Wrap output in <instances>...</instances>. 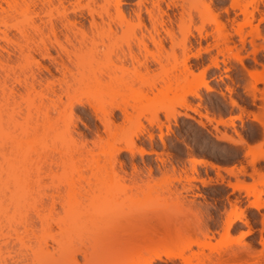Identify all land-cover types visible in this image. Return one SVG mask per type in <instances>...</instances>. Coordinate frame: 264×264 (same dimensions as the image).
<instances>
[{
  "label": "rangeland",
  "instance_id": "obj_1",
  "mask_svg": "<svg viewBox=\"0 0 264 264\" xmlns=\"http://www.w3.org/2000/svg\"><path fill=\"white\" fill-rule=\"evenodd\" d=\"M118 1L70 12L75 76L10 58L33 14L0 19V264H264V0ZM147 29L164 47L123 69Z\"/></svg>",
  "mask_w": 264,
  "mask_h": 264
},
{
  "label": "bare ground",
  "instance_id": "obj_2",
  "mask_svg": "<svg viewBox=\"0 0 264 264\" xmlns=\"http://www.w3.org/2000/svg\"><path fill=\"white\" fill-rule=\"evenodd\" d=\"M3 1H5L4 3L6 4V7L2 6L0 3V19H4V18L10 17V16H14L16 14H22V15H28L30 13L33 14L31 16V19L29 18L31 20L30 21L31 22L30 23V26H31L30 29L20 30L22 43H19V45H18L17 51H18L19 55H17L14 52L12 54L9 53L8 56L10 58L12 55L18 56L17 58H19V57H26L27 58V57L33 56V53L34 54L37 53L42 58L49 59L53 64H55L56 69L58 71H60L61 73H63V72L64 73L67 72L68 74L73 73V71H72L73 69L62 59H63V56H67V58H69V60H70L71 56L75 55L77 53L76 42L82 44L83 38L86 37L87 32L83 29V26L80 27L77 25L76 21H70L69 20V17L71 14H74L75 17H77L79 15L78 11H79V9L81 10V8H80L81 5H79L81 0H3ZM89 1L94 2V0H89ZM1 2H2V0H1ZM66 2L71 4L70 8L65 4ZM120 3H121V1L119 0L117 3L118 15L121 16L124 20H126L125 13L121 9ZM139 4L143 5V0H140ZM157 6H159V5H157ZM87 8H89L88 5H87ZM89 9H90V11H88V15L90 14V16H91V23H90L89 30L92 32H95V31L99 30L100 27H105V25H106L105 22H103L105 24H103V23L100 24L95 20V10L93 8H89ZM81 11H83V9ZM160 11H162V10L160 9ZM160 11H159V14H161L163 12L162 11L160 13ZM245 11H247V8L245 9ZM245 11H243L244 14H245ZM70 12H71V14H70ZM147 12L150 14L151 19L153 21L152 29L157 34H159L160 32H159V28L157 27V25H159L161 23L156 21L157 23H159V24H157L155 22L156 18L154 17L152 10L148 9ZM55 13L58 14V17L60 20L65 19V21H61L62 22L61 27H58L56 25V23L54 22ZM136 14H137L136 16H137L138 21H139L138 22L139 27L141 29H142V27H146L144 22L142 21L141 13L137 12ZM43 15L46 16L48 18V20L43 22V25L36 24L34 18L41 19ZM81 15H83V13ZM65 22H67V23H65ZM107 25L111 28V25H109V23ZM147 31H148L149 35L142 33L141 36L138 38L137 43L135 44L138 48V52H136L134 50L133 46L130 45L128 47L127 51H124L122 56H119V60L122 61V63H123V69L129 70V67H127L128 63H130V65H132V68H134V69H138L141 66H144L146 69H149V64L147 63V61H148L147 54L150 52V49H149L148 42L145 40L146 38H148L156 47H159V48L164 47L162 38L156 39L154 34H152L151 30L147 29ZM169 32L170 31L167 29V33L171 37L172 34H170ZM61 36H64V41L61 40ZM0 39L4 40L7 43H14V41L9 37V35L6 31H3V34L0 35ZM52 50H55L57 52V55H58L57 57L52 55ZM142 54H144V55L146 54V56H147L146 60L141 61L140 55H142ZM150 55H151V52H150ZM234 56H236L235 58L240 60V56H238V54H236ZM58 58H61L60 61L58 60ZM46 69L48 71H51L50 68H48V67H46ZM185 69H184L185 72L187 71L186 73L192 74V70L190 69L189 65L186 66ZM69 72H71V73H69ZM73 75H74V73L71 74V76H73ZM252 76L256 82L263 80V77H260L258 74H252ZM110 79H112V78H110ZM62 81H64V80H62ZM65 84H66V82H65ZM194 94H196V93H194ZM79 103H81V102H79ZM122 112H123V115H126L125 109H122ZM103 119H104L103 122H105L106 125H110L111 122H110L109 118H108L109 120L106 117H103ZM254 119H256L261 124H263L261 120L257 119V117H255ZM219 122H221V121H219ZM100 137L101 136L98 135L97 139H95L93 141L94 145L96 143H98V141H100ZM133 145H134V140L131 139L130 143H127V145L125 146V149L129 150L131 154H133L135 152L133 149ZM249 148H252V147L249 146ZM119 150H121V149H119ZM139 151H140L139 153H141V154H144L146 152L144 149H140ZM195 162H197V161H195ZM233 188L234 189H240L241 187L238 185H235V186L233 185ZM234 221H235V218H233L231 216L228 219V223H227L228 226H231ZM161 254L157 253L155 255V257L148 259L143 264H154V262L156 260H162L163 259L162 255L164 253L162 255ZM164 256L167 257L168 259L178 257L177 254H170L167 252L164 254ZM124 263H126V262H124Z\"/></svg>",
  "mask_w": 264,
  "mask_h": 264
}]
</instances>
